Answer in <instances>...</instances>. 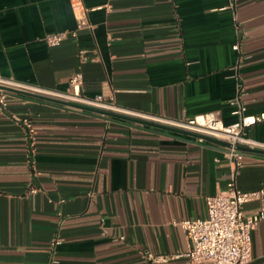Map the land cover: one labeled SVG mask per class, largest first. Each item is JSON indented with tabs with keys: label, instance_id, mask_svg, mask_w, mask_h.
<instances>
[{
	"label": "crops",
	"instance_id": "crops-1",
	"mask_svg": "<svg viewBox=\"0 0 264 264\" xmlns=\"http://www.w3.org/2000/svg\"><path fill=\"white\" fill-rule=\"evenodd\" d=\"M77 71L83 96L114 107L72 102ZM0 74L38 96L6 91L0 108V264H184L144 252L186 249L178 222L228 189L226 146L71 104L183 130L203 113L237 121L239 101L264 141V0H0ZM243 154L237 188L264 191V154ZM244 211L262 212L247 264H264V195Z\"/></svg>",
	"mask_w": 264,
	"mask_h": 264
},
{
	"label": "built area",
	"instance_id": "built-area-1",
	"mask_svg": "<svg viewBox=\"0 0 264 264\" xmlns=\"http://www.w3.org/2000/svg\"><path fill=\"white\" fill-rule=\"evenodd\" d=\"M97 8V7H96ZM72 9L78 14L76 17L78 27L90 26L87 19L89 9L80 2L72 4ZM66 35L64 33H49L42 40L49 46L60 44ZM239 44L233 45L238 50ZM79 55L85 59L84 51ZM8 80L0 74V84L7 85ZM83 76L77 71L69 78L71 88L68 94L72 102L82 105H98L105 108H113L114 104L104 100L101 95L95 98H87L82 95ZM238 120L224 124L215 113H203L193 116L184 122L176 123V126L201 135L209 136L228 144L225 154L230 164V180L228 189L213 195L205 196L206 215L201 218L180 220L178 224L184 230L187 237V247L184 251L173 255H165L150 251L144 252L147 260L156 263H165L173 258H183L184 264H247L251 260V232L262 219V212L245 213L246 203L258 200L263 201V189L241 191L236 186V176L243 166L244 154L239 146L264 151V141H258L248 137L245 130L260 118L254 115L244 114V106L238 101ZM7 106V92L0 89V108ZM16 120H20L15 117ZM21 121L26 128L31 123L27 118ZM199 141L204 139L198 138ZM35 189L32 188L31 191ZM101 221H103L101 219ZM102 233L105 229L102 227ZM123 238L122 236L120 237ZM59 243L57 238L51 240V246Z\"/></svg>",
	"mask_w": 264,
	"mask_h": 264
},
{
	"label": "water",
	"instance_id": "water-1",
	"mask_svg": "<svg viewBox=\"0 0 264 264\" xmlns=\"http://www.w3.org/2000/svg\"><path fill=\"white\" fill-rule=\"evenodd\" d=\"M0 89L4 90V91L17 92V93H21V94H24V95H31V96H34V97H38L37 95H35L33 93L26 92V91H23V90H17V89L9 87L7 85H4V84H0ZM71 105L76 106V107H80L82 109H85V110H88V111H92V112H95V113L111 116V117L124 118V119H129V120H133V121H137V122H142V123H145L147 125H151V126H154V127L160 128V129H164V130L179 131L181 133H184V134L196 137V138H202V139L207 140V141H211V142H215V143H218V144H222V145L228 146V144L226 142H224V141H220V140H217L215 138H212V137H209V136H205V135H201V134L189 131V130H184V129L183 130H178V129H175V128H172L170 126H166V125H163V124H158V123L149 122V121H145V120H138V119H135V118L122 116V115L117 114V113H113V112L106 111V110H101V109H96V108H92V107L79 106V105H76V104H71ZM239 149L241 151H253V152H256V153L264 154L263 150L252 149V148L243 147V146H239Z\"/></svg>",
	"mask_w": 264,
	"mask_h": 264
}]
</instances>
